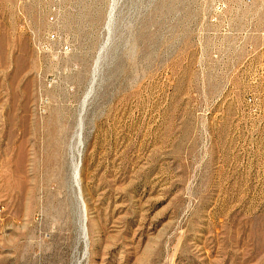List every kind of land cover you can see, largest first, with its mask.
<instances>
[{
  "label": "rangeland",
  "instance_id": "obj_1",
  "mask_svg": "<svg viewBox=\"0 0 264 264\" xmlns=\"http://www.w3.org/2000/svg\"><path fill=\"white\" fill-rule=\"evenodd\" d=\"M45 5L0 0V264H264V0Z\"/></svg>",
  "mask_w": 264,
  "mask_h": 264
},
{
  "label": "built area",
  "instance_id": "obj_2",
  "mask_svg": "<svg viewBox=\"0 0 264 264\" xmlns=\"http://www.w3.org/2000/svg\"><path fill=\"white\" fill-rule=\"evenodd\" d=\"M45 13L50 24L56 23V17L61 13V0H45ZM38 49L53 51L55 57L61 58L66 56L70 51V44L67 40L62 39L57 30L50 28L44 34L42 40L38 41ZM39 114H45L48 108L47 97L41 95L38 99Z\"/></svg>",
  "mask_w": 264,
  "mask_h": 264
},
{
  "label": "bare ground",
  "instance_id": "obj_3",
  "mask_svg": "<svg viewBox=\"0 0 264 264\" xmlns=\"http://www.w3.org/2000/svg\"><path fill=\"white\" fill-rule=\"evenodd\" d=\"M73 175H74V179H76V177H77V166H75L74 167V171H73ZM84 215V214H83ZM83 218H84V216H83ZM83 220H85V219H83ZM83 225V224H82ZM85 228V227H84ZM84 228H81V230L83 229L84 230ZM85 231V230H84ZM83 231V232H84ZM85 235V234H84Z\"/></svg>",
  "mask_w": 264,
  "mask_h": 264
}]
</instances>
